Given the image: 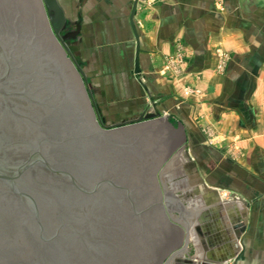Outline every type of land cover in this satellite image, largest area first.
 Listing matches in <instances>:
<instances>
[{"label": "water", "instance_id": "95a60500", "mask_svg": "<svg viewBox=\"0 0 264 264\" xmlns=\"http://www.w3.org/2000/svg\"><path fill=\"white\" fill-rule=\"evenodd\" d=\"M65 26L58 0H0V264H192L154 178L182 126L104 125Z\"/></svg>", "mask_w": 264, "mask_h": 264}, {"label": "crops", "instance_id": "0c3cea01", "mask_svg": "<svg viewBox=\"0 0 264 264\" xmlns=\"http://www.w3.org/2000/svg\"><path fill=\"white\" fill-rule=\"evenodd\" d=\"M61 1L123 120L182 126L156 169L186 239L177 261L264 264V0Z\"/></svg>", "mask_w": 264, "mask_h": 264}, {"label": "rangeland", "instance_id": "374dc122", "mask_svg": "<svg viewBox=\"0 0 264 264\" xmlns=\"http://www.w3.org/2000/svg\"><path fill=\"white\" fill-rule=\"evenodd\" d=\"M58 2L61 4L62 1L58 0ZM66 11L68 12V19L66 21V26L65 28L60 32L61 37L64 39L66 45L68 46L71 54L73 55L74 59L76 60L77 64L81 67V69L84 71L85 73V78L87 81V84L89 85V88L93 94V98L95 100V103H97V108H98V112H99V116L102 120V123L104 125H114V124H118V123H122L125 122L126 120H123L125 118V113L123 112L124 109L121 108V103L122 100H120L118 98L119 93L114 92L112 93V98L110 97H103V90H108L109 88L113 86L110 85V83H107L104 81V66H103V61L100 60L99 58H94L92 59V66H88V61H87V51H83V52H79L78 50H76V45L74 44L75 39L77 40V37L75 36H71L70 32H72L73 28L75 27L74 23L72 22V15L70 12V9L67 7ZM45 14L46 16L48 15L47 11L45 10ZM75 37V38H74ZM97 53V51H96ZM92 55V58L94 55V52L92 51V53H90ZM68 56V55H67ZM91 70V72H90ZM91 73V74H89ZM93 73H96V75H93ZM94 88H98L101 93L99 94V92H95ZM98 90V91H99ZM108 93V92H107ZM109 94V93H108ZM123 104V103H122ZM183 151V148H181L180 152ZM157 170L154 172V178H155V182L157 185V189L159 192V197H160V204L163 210V213L167 219V221L171 224H174L175 226H177L178 228H180L182 230V227L179 226V224H176L175 222L172 221V218H170L171 216H176L177 215V211H174V204H169V205H165L163 204V197L167 198V195H163V188L160 184V180L157 178ZM164 183H166L164 181ZM170 208L171 210H168V208ZM180 221V220H179ZM179 247H181V244L179 245ZM187 250L186 252L183 254V256L185 257H193V255L195 254L194 251L196 250V248H194V245H192V243H190L189 245H186ZM178 248V247H177ZM168 254V253H167ZM180 255V254H179ZM166 256H164L165 258ZM164 258L160 261L159 264H162Z\"/></svg>", "mask_w": 264, "mask_h": 264}, {"label": "flooded vegetation", "instance_id": "af4514ba", "mask_svg": "<svg viewBox=\"0 0 264 264\" xmlns=\"http://www.w3.org/2000/svg\"><path fill=\"white\" fill-rule=\"evenodd\" d=\"M71 33V32H70Z\"/></svg>", "mask_w": 264, "mask_h": 264}]
</instances>
